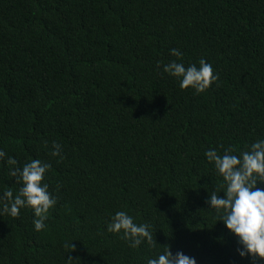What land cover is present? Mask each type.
I'll list each match as a JSON object with an SVG mask.
<instances>
[{"label":"trees","instance_id":"1","mask_svg":"<svg viewBox=\"0 0 264 264\" xmlns=\"http://www.w3.org/2000/svg\"><path fill=\"white\" fill-rule=\"evenodd\" d=\"M173 48L218 80L181 90L162 71ZM258 138L264 0H0V149L51 163L57 197L40 232L31 209L0 216V264H65L67 243L72 264H146L164 246L197 264H264L238 256L206 203L222 179L204 152ZM9 187L0 161V195ZM117 211L150 224L157 245L109 233Z\"/></svg>","mask_w":264,"mask_h":264},{"label":"clouds","instance_id":"2","mask_svg":"<svg viewBox=\"0 0 264 264\" xmlns=\"http://www.w3.org/2000/svg\"><path fill=\"white\" fill-rule=\"evenodd\" d=\"M169 54L175 59L163 64L162 71L177 80L181 90L191 89L194 94H203L218 80L212 65L204 58L199 59L198 65L192 63L185 66L179 48L170 49ZM160 67L158 63L157 68ZM62 150L60 144L52 143L49 155L62 160ZM204 156L222 179L221 188H214L206 203L218 218L217 222H222L236 238L238 256L264 261V188L257 186L264 184V138L254 140L238 154L231 147L224 149L222 154L215 148H209ZM0 161L8 166V175L20 185L15 192L9 187L0 195V216L16 218L22 209H31L34 230H44L50 210L57 204V197L49 191V184L45 182L51 163L31 159L19 165L17 159L7 155L3 149H0ZM59 187L57 185V191ZM106 229L109 233L121 235L131 249L143 244L157 245L151 225L136 223L133 216L125 211L111 215ZM65 247L69 249L65 264H72L70 254L75 251L73 243H67ZM163 248L162 253L147 258L146 264H197L195 257L179 251L173 254L168 246Z\"/></svg>","mask_w":264,"mask_h":264}]
</instances>
